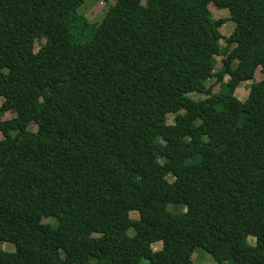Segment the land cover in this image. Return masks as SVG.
<instances>
[{
	"label": "trees",
	"instance_id": "1",
	"mask_svg": "<svg viewBox=\"0 0 264 264\" xmlns=\"http://www.w3.org/2000/svg\"><path fill=\"white\" fill-rule=\"evenodd\" d=\"M84 3L0 0V264H264V0Z\"/></svg>",
	"mask_w": 264,
	"mask_h": 264
},
{
	"label": "rangeland",
	"instance_id": "2",
	"mask_svg": "<svg viewBox=\"0 0 264 264\" xmlns=\"http://www.w3.org/2000/svg\"><path fill=\"white\" fill-rule=\"evenodd\" d=\"M103 1L104 5L100 6L99 2ZM116 0H85V3L77 10V13L81 16H84L88 19L89 24L93 26H97L104 18L106 15L107 11L111 6L114 5ZM209 10L212 13V17L214 20L217 19H227L230 17V12L228 9H220L215 7L213 4L209 5ZM93 12H98L94 18H91V13ZM236 27V24L234 21L229 20L227 21L223 26L220 27V32L224 36V38L220 41L222 46H226V38L234 32V29ZM91 37V31H87L85 33V38L89 39ZM217 61V67H221V57H216ZM236 65V63H235ZM264 77L263 73L261 72V69H258L255 73V77L253 80L245 81L242 82L241 85L236 90L235 96L240 100V101H245L248 97L250 88L254 82H258L262 80ZM225 80H227V77H225ZM207 86H211L212 88V93H216L219 90V83L216 82V78L210 79L206 83ZM219 92V91H218ZM205 94H199L195 93L192 94L191 97L194 99H199ZM3 99L0 97V105L2 104ZM15 117V114L12 112H7L4 119H10ZM169 123L172 124L174 123V120L172 117L169 118ZM175 206L173 204L169 205V209L173 210ZM177 210H185L184 206H178L176 208ZM130 217L133 219L139 218V213L137 211H133L130 213ZM46 222L52 223L54 226L56 225V221L54 220H46ZM129 234H133V230H130L128 232ZM248 242L250 244H255V238L254 237H249ZM1 247L6 250V251H14L15 246L12 243H2ZM153 248L155 250L161 249L162 248V243L157 242L154 244ZM140 264H147V261H141ZM192 264H220L218 263L214 257L204 251L201 248H197L193 254L192 257ZM222 264V263H221ZM223 264H232V263H223Z\"/></svg>",
	"mask_w": 264,
	"mask_h": 264
},
{
	"label": "crops",
	"instance_id": "3",
	"mask_svg": "<svg viewBox=\"0 0 264 264\" xmlns=\"http://www.w3.org/2000/svg\"><path fill=\"white\" fill-rule=\"evenodd\" d=\"M100 2H102V1H100ZM100 2H99V4H100ZM101 5V4H100ZM97 14H99L98 12H93V13H91V18H94Z\"/></svg>",
	"mask_w": 264,
	"mask_h": 264
},
{
	"label": "clouds",
	"instance_id": "4",
	"mask_svg": "<svg viewBox=\"0 0 264 264\" xmlns=\"http://www.w3.org/2000/svg\"><path fill=\"white\" fill-rule=\"evenodd\" d=\"M100 4H101L100 6L104 5L103 1H102V2H100ZM85 18H86V17H85ZM86 19H87V18H86ZM87 20H88V19H87Z\"/></svg>",
	"mask_w": 264,
	"mask_h": 264
}]
</instances>
